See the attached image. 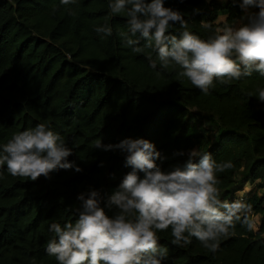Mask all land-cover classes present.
<instances>
[{"label":"trees","instance_id":"trees-1","mask_svg":"<svg viewBox=\"0 0 264 264\" xmlns=\"http://www.w3.org/2000/svg\"><path fill=\"white\" fill-rule=\"evenodd\" d=\"M109 3L0 0V154L13 135L44 123L72 148L68 161L82 169L29 181L0 166V264H58L46 252L56 238L50 225L74 222L78 193L100 190L104 206L131 169L126 153L92 147L98 138L105 145L147 139L164 157L156 161L164 171L183 166L190 149L233 164L216 176L222 201L241 197L246 205L230 230L235 235L222 237L212 252L194 237L191 244L172 245L170 228L158 232L159 245L168 249L162 264H264V102L255 96L264 76L214 81L204 94L178 77V68H151L153 50L126 47L118 35L127 30L126 16L112 15ZM165 6L179 10L188 30L202 39L242 14L231 0H165ZM106 22L111 36L95 31ZM180 31L178 24L169 29ZM202 114L216 120L214 129L202 126ZM105 211L113 215L116 209Z\"/></svg>","mask_w":264,"mask_h":264},{"label":"clouds","instance_id":"clouds-1","mask_svg":"<svg viewBox=\"0 0 264 264\" xmlns=\"http://www.w3.org/2000/svg\"><path fill=\"white\" fill-rule=\"evenodd\" d=\"M231 2L241 9L238 23L217 30L208 39L189 31L181 12L166 7L165 0H110L109 9L112 15L126 16L127 30L118 33L126 47L134 53L153 50L155 59L151 53L147 56L151 68L157 64L161 69L178 68V77L209 94L214 81L227 84L253 72L264 76V0ZM60 3L70 5L76 0ZM177 24L182 31L171 34L170 27ZM95 31L111 36L113 29L106 22ZM140 38L145 41L142 47ZM255 96L264 102V87L257 88ZM92 147L126 153L125 166L131 170L104 206L100 190L78 193L74 222L50 225L56 238L48 242L46 252L58 264H162L168 249L159 245L157 233L169 228L172 245L191 244L194 237L212 252L222 237L235 235L230 230L241 220L246 205L222 201L216 176L233 167L230 161L217 163L210 153L190 149L183 166L164 171L156 163L164 157L147 139L125 138L105 145L98 138ZM71 154L64 139L40 123L3 145L0 166L6 165L14 177L36 181L58 169L81 172L79 165L68 161ZM105 208L116 211L109 215Z\"/></svg>","mask_w":264,"mask_h":264},{"label":"rangeland","instance_id":"rangeland-1","mask_svg":"<svg viewBox=\"0 0 264 264\" xmlns=\"http://www.w3.org/2000/svg\"><path fill=\"white\" fill-rule=\"evenodd\" d=\"M200 119H201L202 126H207L210 129H214V127H215V121H216L214 118L202 114V117ZM212 132H214V131H212ZM240 178H241V175H237L236 176V179L238 181H239ZM249 187H250V185L249 184H246V186L244 185V189L241 190V191H243V193H244V192H246L248 190Z\"/></svg>","mask_w":264,"mask_h":264},{"label":"built area","instance_id":"built-area-1","mask_svg":"<svg viewBox=\"0 0 264 264\" xmlns=\"http://www.w3.org/2000/svg\"><path fill=\"white\" fill-rule=\"evenodd\" d=\"M236 201H237V202H240V201H242V198H241V197H240V198H237ZM256 221H257V220H254V219H253V220H252L253 224L256 223Z\"/></svg>","mask_w":264,"mask_h":264},{"label":"crops","instance_id":"crops-1","mask_svg":"<svg viewBox=\"0 0 264 264\" xmlns=\"http://www.w3.org/2000/svg\"><path fill=\"white\" fill-rule=\"evenodd\" d=\"M223 16H219V18H218V21H222L223 20ZM239 21V20H238ZM238 21L236 22V23H238Z\"/></svg>","mask_w":264,"mask_h":264}]
</instances>
